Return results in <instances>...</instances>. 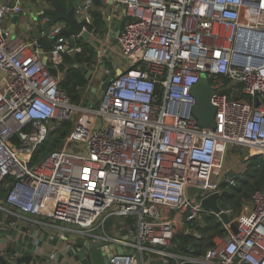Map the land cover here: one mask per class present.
<instances>
[{"label": "built area", "instance_id": "1", "mask_svg": "<svg viewBox=\"0 0 264 264\" xmlns=\"http://www.w3.org/2000/svg\"><path fill=\"white\" fill-rule=\"evenodd\" d=\"M74 1L82 32L102 45L98 57L107 53L115 69H105L102 95L78 104L59 82L64 53L80 51L74 42L81 32L66 36L65 23L35 14L26 0L0 1V183L8 189L0 199V231L28 236L46 256L32 264H74L41 249L33 224L44 217L120 245L105 264H151L153 254L163 263L264 264V186L238 213L219 205L229 222L200 203L235 184L227 152L235 167L242 165L232 153L237 147L248 149L245 158H264V0H101L124 11L112 40L110 31L101 37L89 28L93 0ZM13 15L25 37L10 31ZM202 74L213 89L214 128L201 127L191 112L190 88ZM62 119L73 123L62 145L31 164L35 147ZM202 212L220 218L225 235L199 256L169 251L174 233L185 220L200 222ZM24 215L30 225L20 222ZM120 218L129 219L124 235L107 233ZM98 219L102 230L95 234ZM1 241L8 262L22 264Z\"/></svg>", "mask_w": 264, "mask_h": 264}, {"label": "trees", "instance_id": "2", "mask_svg": "<svg viewBox=\"0 0 264 264\" xmlns=\"http://www.w3.org/2000/svg\"><path fill=\"white\" fill-rule=\"evenodd\" d=\"M63 2L64 5L69 8L73 0H63ZM45 14L49 15L51 21H54L52 15L48 13ZM91 15L92 23L89 25V28H94L95 32L102 37L108 27L105 20L104 4L101 0H93ZM65 25H67V23H65ZM43 42L47 48L52 46V41ZM73 42L74 41H72V43ZM74 43H77L81 49L80 51H74L72 53H64V59L60 65L63 76L60 79L59 85L66 91L71 101L78 104L86 98L84 92L85 88H87L89 80L87 75L76 67L75 64L85 65L88 68L92 66L94 67L96 63L98 64V48L95 42H92L83 36L77 38ZM113 72L114 74L116 73V71ZM53 124L54 127L48 131L46 137L35 147L30 159L31 164L40 161L51 151L58 149L62 145L63 140L70 132L73 125L71 119L55 120ZM245 159L247 166L243 172L236 176V183L228 186L223 184L221 194L217 200L221 207H231L234 214L241 210L244 202L250 199L251 194L256 189L264 186V158L259 154H253ZM9 179L11 180V178ZM5 182L6 181H2L0 183V199L5 197L8 190ZM200 216V222L185 220L183 227L176 231L172 237V251L187 253L191 256H199L202 255L209 247L214 245L215 237L225 235L226 229L224 228L220 218L214 214L206 212H202ZM43 219L47 220V217H44ZM128 220L129 219H127V221ZM56 221L60 222V220ZM112 221L113 219L108 222V225L105 228L111 225ZM38 226H36V228H38L42 233L40 241V246H42L43 238L45 239L46 234L43 233V228H39ZM187 229H189L190 232H187ZM193 230H197L199 236L194 235ZM20 234L23 233L20 232ZM25 238H28V236L25 235ZM14 251V244L9 242L6 247V252L13 253ZM175 263L176 262L173 258H169L166 263H163L162 260L151 261V264Z\"/></svg>", "mask_w": 264, "mask_h": 264}, {"label": "water", "instance_id": "3", "mask_svg": "<svg viewBox=\"0 0 264 264\" xmlns=\"http://www.w3.org/2000/svg\"><path fill=\"white\" fill-rule=\"evenodd\" d=\"M1 1V0H0ZM52 6L44 8L40 13H49L53 16L54 21L63 20L67 25L63 28V33L68 36L70 34H78L81 32L82 36L89 39V34L86 31L82 32L83 25L85 21H78L74 16V10L76 6V1H74L69 8L64 5L63 0H49ZM111 1V0H110ZM18 19V15H13L11 20L10 31L14 32V24ZM124 20V17H123ZM123 21L116 24L115 26H109L111 31V40L114 39L117 31ZM114 41V40H113ZM115 42V41H114ZM46 59H43L45 62ZM81 71H83L88 79H91L92 73H90L84 65L75 64ZM121 69L116 70V74H119ZM114 72L112 71L109 76H112ZM107 80H104L99 87H92V90H100V95L103 94V89L106 85ZM190 93L195 97V103L192 106L191 112L193 116L198 120L201 127L204 128H214L216 126L215 113L216 107L211 103V95L213 89L209 83L208 78L205 74H202L198 81L192 85L190 88ZM258 104V100H256ZM220 193L218 191L212 192L201 198V205L205 210L213 209L218 211L219 215L224 222L230 221V216L224 211H220V206L218 204V198ZM3 209L0 208V219H2ZM232 230L235 232L236 225L234 222L230 223ZM24 230V227H23ZM73 231V230H72ZM121 232H123L121 230ZM71 237L68 235L63 236L62 248L58 251V260L63 258H72L74 261L80 264H105L112 254L114 249L119 252L122 251L120 245L110 239H100L95 235L79 234L78 232H71ZM15 242V253L17 254L16 260L22 264H32L33 259L44 260L46 256L40 251H36L33 242L28 239L27 241L20 240L18 238H13ZM56 240V239H55ZM183 246V245H179ZM0 264H10L6 257L0 252Z\"/></svg>", "mask_w": 264, "mask_h": 264}, {"label": "crops", "instance_id": "4", "mask_svg": "<svg viewBox=\"0 0 264 264\" xmlns=\"http://www.w3.org/2000/svg\"><path fill=\"white\" fill-rule=\"evenodd\" d=\"M26 2H27V6L29 7V9L32 12H34L35 14H37V15L45 14V13L41 14L40 11L43 10L44 8L52 6V3L49 0H26ZM104 7L106 8L107 11H108V9H110V11L107 12V14L110 15V17H111L110 26H112V25L115 26L116 24H118L121 21H123V17H125V16H124L123 8L121 6L115 7V6H113V4L109 3V4L105 5ZM105 8H104V10H105ZM59 21L60 22H64L63 20H59ZM11 23H12V20L8 22V25H11ZM14 29H15L14 30L15 32L18 29H20L21 31H24L26 33V31L24 29H21L19 27V25L16 26ZM107 30L110 31V33L112 31V29H109V28H107ZM226 158L228 160V161H226L227 165L231 168V169L228 170V173L234 174L235 176H237L241 172H243L244 169L247 166V162H246V160L244 158L242 159V161H244V162H242L244 167H237V166L235 167V164H234L235 160L233 159L234 157L228 152L226 154ZM24 216L25 217H21V218H23L27 222H29V220H30L29 215H24ZM43 220H45V219H43ZM118 220L119 221H117V223H116V225L118 226L117 229H114V228H112V230L108 229L107 233L109 232L112 235H120V236L124 235V230L122 229V226L124 225V226L128 227V223H127L126 220L124 221L121 218L118 219ZM34 224L36 225L35 222H34ZM34 224H33V226H35ZM36 226H38L39 228H43V231H44L43 233L46 234L45 239L43 238L41 249H43V250L45 249L47 251L48 250L57 251V252L60 251L61 248H62V245H63L62 244L63 243L62 242L63 236H65V235L67 236L68 235L69 237H71V234H72L71 232H73L71 230L72 229L71 225H66L64 223L57 222L56 220L45 221L43 224L42 223H37ZM121 230L123 232H121ZM93 233L100 234V232H93ZM0 235H1L0 237L2 238L1 242H3V246L5 247V249H6V247H7L9 242H11V244H14V248H15L16 244H15V242L12 239H10V236L13 237V238H18L20 240H24V241L28 240V238H25V233L20 234L19 231H15V232H11V233H4V234L0 233ZM40 235L42 236L41 232H40ZM39 251H40V249H39ZM7 254L9 255L11 253H7ZM63 259H69V260L73 261V263L75 262L72 258H63Z\"/></svg>", "mask_w": 264, "mask_h": 264}, {"label": "rangeland", "instance_id": "5", "mask_svg": "<svg viewBox=\"0 0 264 264\" xmlns=\"http://www.w3.org/2000/svg\"><path fill=\"white\" fill-rule=\"evenodd\" d=\"M30 11V10H29ZM29 11H26L27 13H29ZM105 11H106V13L107 12H109L110 11V9H108V11L106 10V8H105ZM62 23H64V22H62ZM16 34L17 35H19V36H22V37H25L26 36V33L24 32V31H21L20 29H18L17 31H16ZM91 39H93V38H91ZM90 39V41H92V42H95V44H96V46H97V48H98V50H100L101 51V46L102 45H99L98 44V42H96L94 39L93 40H91ZM100 43H102L101 41H100ZM116 48V46L114 45V44H112V47H111V52L112 53H114L115 54V51H114V49ZM108 56V54L107 53H103L102 54V56H99L98 57V64L96 63L95 64V66L93 67H90L89 68V70H90V72H92V77H91V79H90V81L88 82V85H87V88H85V92H84V94H85V96L86 97H89V96H91V95H89V88L90 87H99L100 86V84L103 82V77H104V74H105V69L107 68V67H109L110 69H112V70H115L113 67H112V65H111V58L112 57H110V58H108L107 57ZM102 80V81H101ZM97 123L99 124V125H101L102 123H101V120L100 119H98V121H97ZM52 124L50 123V126H51ZM232 153L233 154H235V155H237L239 158H240V160H241V162H244V161H242V159L244 158L245 159V154H247L248 153V149L247 148H245V147H237V148H234L233 150H232ZM246 160V159H245ZM240 167H244V165H243V163H242V166H240ZM235 183H236V181H235ZM250 200V199H249ZM244 205V204H243ZM243 205H242V207H243ZM241 207V208H242ZM185 216V213H182V217H184ZM44 221H51V220H44ZM98 221H99V219L96 221V223L94 224V226H93V229H92V232H101V227L100 226H98ZM21 223H23V225H25L26 223H27V221L25 220V219H22L21 221H20ZM61 223V222H60ZM31 223L29 222V225H30ZM66 225H70V224H68V223H66ZM13 230H1L0 231V233H2V234H4V233H11ZM178 231V230H177ZM193 231H195V230H193ZM197 231V230H196ZM176 233V232H175ZM174 233V234H175ZM1 236V235H0ZM173 245V244H172ZM172 248L171 247H169L168 248V250L169 251H172L171 250ZM44 251L46 252V250L44 249ZM43 252V251H42ZM173 253H174V251H172ZM176 253H179L180 255H188V256H191V255H189V254H187V253H181V252H176ZM150 258L152 259V260H156V261H159V260H162L163 261V257H161V256H159V255H155V254H153V255H150ZM75 264H80V263H78V262H74Z\"/></svg>", "mask_w": 264, "mask_h": 264}, {"label": "flooded vegetation", "instance_id": "6", "mask_svg": "<svg viewBox=\"0 0 264 264\" xmlns=\"http://www.w3.org/2000/svg\"><path fill=\"white\" fill-rule=\"evenodd\" d=\"M106 74L107 73L105 72L104 77L102 78L103 81L107 78ZM96 89H97V87H96ZM88 92H89V95H91V96H89V98L97 99L100 96L101 89L99 91L98 90L93 91L92 87H90ZM91 235H92V233H91Z\"/></svg>", "mask_w": 264, "mask_h": 264}]
</instances>
